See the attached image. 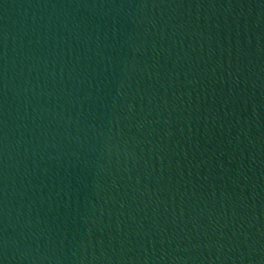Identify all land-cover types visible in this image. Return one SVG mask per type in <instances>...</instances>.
I'll use <instances>...</instances> for the list:
<instances>
[{
    "label": "water",
    "instance_id": "water-1",
    "mask_svg": "<svg viewBox=\"0 0 264 264\" xmlns=\"http://www.w3.org/2000/svg\"><path fill=\"white\" fill-rule=\"evenodd\" d=\"M0 264H264V0H0Z\"/></svg>",
    "mask_w": 264,
    "mask_h": 264
}]
</instances>
